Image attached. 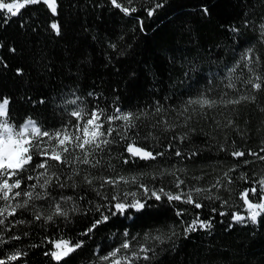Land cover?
Wrapping results in <instances>:
<instances>
[{
  "label": "trees",
  "instance_id": "16d2710c",
  "mask_svg": "<svg viewBox=\"0 0 264 264\" xmlns=\"http://www.w3.org/2000/svg\"><path fill=\"white\" fill-rule=\"evenodd\" d=\"M155 3L164 7L147 17L144 9ZM134 4L140 11L132 16L112 8L109 0H58L55 17L43 4L26 6L20 15L7 22L2 19L6 14L1 13L0 98H10L13 120L20 124L30 117L49 130L59 127L70 119L68 110L73 106L66 101L76 96L89 108L99 103L109 111L116 105L125 110L151 111L157 101L166 108H178L190 96L206 90L213 97L222 91L235 95L224 88L228 70L248 48L264 57V37L260 35L264 0H134ZM203 7L208 9L207 15L203 14ZM138 18L144 20L143 32ZM53 20L61 25L59 36L49 26ZM232 28L238 31L233 32ZM112 44H116L115 49ZM11 48L16 51L11 52ZM17 69L22 70V75L17 74ZM258 71L264 73V61ZM239 74L237 69L236 75ZM237 87L241 85L237 83ZM255 95L254 103H243L235 112L222 108L206 110V117L197 115L190 123L196 132L188 145L198 148L200 155L184 161L189 176L204 175L205 180L200 183L205 184L233 165H240L231 174L235 177L230 186L233 192H220L223 199L231 196L230 203H242L236 193L249 186L238 178V173L246 172L249 178L254 174L257 178L264 175V162L255 161L245 167L229 155L233 141L235 148L245 152L259 151L264 146L261 143L264 111L260 110L264 108V90ZM229 118L234 121L232 128L224 127ZM156 135L161 138L159 148H162L172 133L157 131ZM140 143L151 146L157 142ZM220 145L227 151H220ZM120 150L114 147L113 153ZM244 159L253 160V157L246 155ZM111 162L125 173L149 170L143 161L125 165L115 158ZM173 163L181 166L178 158L167 161L169 165ZM66 194H72L71 190ZM89 200L100 202L89 192L84 201H78L81 209L94 208ZM204 203L207 207L192 211H199L201 219L211 218L213 226L208 231L193 232L187 238L165 202L143 213L130 212L128 219L112 217L89 236L80 233L99 217L94 210L70 215L68 221L57 219L51 224L41 221L18 226L14 232L28 235L0 245V258L20 250L27 252V256L15 264H55L44 255L51 247L44 243V238L64 236L73 242H84L83 248L68 258L69 264H93L94 252L98 248L110 249L125 230L142 236L157 229L168 232L174 227L177 235L156 248L151 264H264V217L260 218L258 227L237 225L231 222V212L236 208L227 209V216L216 214L213 218L211 208H218L220 201ZM24 218L31 220V214H25ZM191 218V215L185 217ZM34 244L41 246L31 247Z\"/></svg>",
  "mask_w": 264,
  "mask_h": 264
},
{
  "label": "snow or ice",
  "instance_id": "6c2138e0",
  "mask_svg": "<svg viewBox=\"0 0 264 264\" xmlns=\"http://www.w3.org/2000/svg\"><path fill=\"white\" fill-rule=\"evenodd\" d=\"M109 3L125 16L140 11L134 0H109ZM40 4L46 6L53 17L58 16V0H0V13L7 14L2 17L7 22L20 15L26 6ZM162 7V3H155L144 10L147 17H152ZM202 12L207 15L208 9L203 7ZM138 21L143 32L144 20L138 18ZM49 26L55 35L61 34L58 20H53ZM231 30L238 31L236 28ZM260 35L264 37V24L260 25ZM111 47L115 49L116 44ZM9 50L16 51L15 48ZM262 61L264 57L248 48L225 77L227 83L224 88L235 95L222 91L213 97L206 90L190 96L178 108H166L157 101L151 111L125 110L118 105L109 111L99 103L89 108L81 97L76 96L66 101L73 106L68 110L70 119L51 130L30 117L17 124L10 113V98H0V245L19 241L22 235L27 236V232L21 235L14 229L32 222L51 224L57 219L68 221L70 215L94 210L99 217L80 233L89 236L112 217L128 219L131 218L130 212L143 213L165 202L174 212L185 238L193 232L212 228L211 218L201 219L199 211H192L207 207L204 201H220L218 208H211L213 218L216 214L227 216V209L236 208L231 212L233 224H258L264 217V175L257 178L254 174L249 178L246 172L238 173V178L249 186L236 193L237 200L242 203H230L231 196L223 199L220 192H233L230 186L235 177L231 174L237 172L239 164L212 177L211 182L201 184L205 176H189L184 161L194 160L200 155L198 148L188 145L191 135L196 132L190 127L195 116L206 117V110L217 108L235 112L237 106L256 101L255 93L264 90V73L258 71ZM0 63H3L2 58ZM3 66L7 67L6 64ZM237 69H240L239 75H236ZM17 74L22 75V70L17 69ZM88 95L94 96V93ZM99 99L97 96L96 100ZM260 110L264 111V108ZM216 123L219 124L218 121ZM224 127H234V121L227 119ZM180 128L185 131H177ZM157 131L172 133L162 148H159L161 138L156 135ZM141 141L157 143L149 146ZM261 143L264 145V141ZM114 147H119L120 152L113 153ZM219 150L227 151L224 145H220ZM229 155L247 167L255 161L264 162V146L259 151L249 149L245 152L235 148L233 141ZM246 155L253 160L244 159ZM172 157L178 158L181 166L167 164ZM115 158L125 165L143 161L149 170L125 173L111 162ZM68 190L72 194H66ZM89 192L94 193L100 202L89 200L94 208L81 209L78 201H84ZM27 213L31 214V220L24 218ZM188 215L192 216L190 220L185 219ZM175 235L174 227L168 232L157 229L155 233L146 232L142 236L125 230L122 238L110 249L98 248L94 252L93 264H151L156 248ZM44 243L51 245L44 255L55 264H69L68 258L84 246L82 240L73 242L64 236L58 239L45 237ZM25 256L27 252L16 250L0 258V264H15Z\"/></svg>",
  "mask_w": 264,
  "mask_h": 264
},
{
  "label": "rangeland",
  "instance_id": "374dc122",
  "mask_svg": "<svg viewBox=\"0 0 264 264\" xmlns=\"http://www.w3.org/2000/svg\"><path fill=\"white\" fill-rule=\"evenodd\" d=\"M1 14V13H0ZM4 14H6V13H4ZM7 15V14H6ZM237 225H244V224H237ZM247 225H250V226H252V227H258V225H259V223L258 224H251L250 222L249 223H247L246 225H244V226H247Z\"/></svg>",
  "mask_w": 264,
  "mask_h": 264
}]
</instances>
